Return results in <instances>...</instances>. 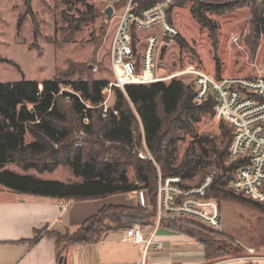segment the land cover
<instances>
[{
    "label": "rangeland",
    "instance_id": "1",
    "mask_svg": "<svg viewBox=\"0 0 264 264\" xmlns=\"http://www.w3.org/2000/svg\"><path fill=\"white\" fill-rule=\"evenodd\" d=\"M182 2L184 3L172 8L171 18L186 47H182L179 39H176L164 48L160 58V66L164 68L160 71L162 74L192 65L216 77L264 75V35L259 36L254 31L256 23L253 16V9L261 7L264 18V0H233L236 8L225 13L202 9V13L210 19L211 27L202 26L191 12L194 0ZM105 8L103 0H0V82L22 79L43 81L54 77L61 81L78 78L112 80L113 77L108 71V53L118 18L106 21L103 13ZM121 13V10L116 9L115 15ZM21 17L22 24L18 27ZM145 36V30L135 31V43L140 53L145 49ZM232 36H238L239 42H233ZM94 66L98 67L97 71ZM182 78L192 81L191 77ZM63 89L69 91L65 85ZM67 101V97L62 100L71 118L63 124L69 132L68 144H72L74 148L90 145L85 141L95 139L96 128L85 131L84 123L89 122L72 117L70 103ZM114 101L113 93H106L103 108L112 107ZM99 114L97 111L96 116H100ZM189 123L193 126L195 136L179 130L173 138L168 162L171 169L177 167L188 150L190 157L197 159L199 164L192 176L182 179L187 184L196 185L205 176L219 173V169L211 162V155L205 149L210 144L222 149L226 142L231 141V135L226 133L229 125L219 120L214 112L201 115L199 121ZM26 140H32L30 134L26 135ZM164 140H168L166 136ZM137 146L136 151L140 158H143L140 153H150L149 157L155 166L154 173L159 180V175L162 176L163 173L161 162L156 161L147 145ZM50 151L51 154L36 155L27 162H59L54 171H47L46 174L43 172L45 175L41 177L46 179H59L64 182L83 180L75 176L71 168L62 162L64 151L61 144L53 145ZM230 163L228 157H225L224 165L228 166ZM6 167L20 172L38 173L34 168L25 171L16 163H7ZM233 172L234 170L231 171ZM126 174L133 181L135 168L128 166ZM226 187L230 189L229 184ZM218 202L222 212V228L215 233H209L192 222L182 221L202 233L201 239L206 241L203 243L195 238L205 249V261L203 257L193 258L200 261V264H264V203L257 201L260 204H256L244 197L234 200L221 198ZM101 224L102 222L91 220L85 227L96 230ZM103 226V229L107 227ZM47 232L56 234L60 242L69 241L74 233ZM209 246L213 249L211 248L210 256H207L206 247ZM247 255H252V258L246 263H222Z\"/></svg>",
    "mask_w": 264,
    "mask_h": 264
},
{
    "label": "trees",
    "instance_id": "2",
    "mask_svg": "<svg viewBox=\"0 0 264 264\" xmlns=\"http://www.w3.org/2000/svg\"><path fill=\"white\" fill-rule=\"evenodd\" d=\"M138 1L140 7L144 8L156 0ZM232 2L233 0H194L191 12L202 26L211 27L210 19L202 13V9L225 13L236 8ZM182 3L184 2L173 5L170 12L174 6ZM262 14L261 7L253 9L256 23L254 31L259 36L264 35ZM21 24L22 17L18 21V27ZM177 39L182 47H186L180 36ZM109 82V79L100 78L61 81L55 77L43 81L22 79L0 82V183L17 192L72 200L103 198L111 194L147 189L152 200L151 222L155 224L158 178L154 173L152 159L149 156L140 158L136 147L138 144L147 145L155 155L156 161L162 164L163 178L192 176L199 162L190 157L188 150L177 167L172 169L169 167L168 158L173 138L179 130L195 136L193 126L189 122L199 121L201 115L214 112L212 100L201 104L193 103V84L179 78H173L169 82L128 84L125 91L113 86L115 101L112 107L107 108L104 116L105 88ZM63 85L69 88V91L63 89ZM66 97L70 103L69 111L72 117H79L81 121L88 117L89 123H84V130L88 132L93 127L96 128L95 139L85 141L90 145L74 148L72 144H68L69 132L63 124L71 118L62 103ZM97 111L100 112V116H96ZM226 133L230 136L231 129L227 128ZM27 134L31 135V141L26 140ZM164 136L167 141L164 140ZM230 142H226L222 149H218L215 144H210L208 149H205L211 155L212 164L219 169V173L214 175V182L208 193L209 197L217 200L244 197L226 187L233 175L231 171L237 166L235 162L228 166L224 165ZM106 143L109 145L106 146ZM58 144H61L64 151L62 162L71 168L75 176L83 178L82 181L64 183L58 180H44L5 168L7 163H16L25 171L32 168L41 173L54 171L60 164L57 161L51 164H38L27 160L36 155L51 154L52 146ZM128 166L135 168L133 181L126 174ZM117 210H122V207L105 206L98 214L89 217L69 237V241L65 242L71 245L101 240L113 230L109 215L110 212ZM137 210L142 211L140 208ZM91 220L102 222L107 227L103 229L102 224L96 230L85 227ZM182 221L192 222L209 233L216 232L197 222L170 216L164 217L160 225L186 233L206 243L201 239L202 233L188 227ZM47 233L56 236L54 233ZM40 234L41 231L36 232L32 241ZM209 247H206L207 256H210L211 248L213 249Z\"/></svg>",
    "mask_w": 264,
    "mask_h": 264
},
{
    "label": "built area",
    "instance_id": "3",
    "mask_svg": "<svg viewBox=\"0 0 264 264\" xmlns=\"http://www.w3.org/2000/svg\"><path fill=\"white\" fill-rule=\"evenodd\" d=\"M122 11L109 46V69L113 77L105 92L111 95L112 87L125 91L128 84H151L173 78L191 77L194 86L193 101L201 104L212 100L213 110L219 120L231 129L228 161L237 163L229 188L235 193L264 203V75L250 77L212 76L189 65L172 73L162 74L161 53L180 35L172 21L170 9L186 0H156L141 8L138 0H103ZM137 29L146 31L145 49L140 53L135 43ZM235 43L238 36H232ZM97 71L98 67L94 66ZM107 109H104V115ZM88 122V117H84ZM145 158L150 153H140ZM214 176L207 175L196 185H190L180 176L163 178L157 185L156 220L148 231L141 224L124 228L122 241L140 245L145 257L151 248L162 250V241L155 239L157 228L164 217H177L197 222L210 230L222 228V212L219 202L208 193ZM62 210L69 202L60 200ZM253 252L252 250H250ZM252 255L236 257L222 263H246ZM264 259V257L262 258ZM231 264V263H230Z\"/></svg>",
    "mask_w": 264,
    "mask_h": 264
},
{
    "label": "crops",
    "instance_id": "4",
    "mask_svg": "<svg viewBox=\"0 0 264 264\" xmlns=\"http://www.w3.org/2000/svg\"><path fill=\"white\" fill-rule=\"evenodd\" d=\"M7 168V167H6ZM10 169V168H8ZM16 173L31 174L44 180L42 172L28 173L10 169ZM71 183V182H64ZM60 200L69 202L62 210ZM105 206L122 207L112 211L109 220L114 226L101 240L88 244L60 242L47 231L75 232L91 216ZM142 209L152 211V200L147 189L111 194L103 198L72 200L62 197L28 192H17L0 183V264H200L193 257H203L205 249L194 237L165 226H159L155 239L163 242L162 250L151 248L144 257L140 245L122 241L124 228L116 225L113 212ZM139 211V210H137ZM150 217V216H149ZM123 221V220H121ZM154 223L143 224L151 231ZM41 234L32 241L36 232ZM62 261V262H61Z\"/></svg>",
    "mask_w": 264,
    "mask_h": 264
},
{
    "label": "water",
    "instance_id": "5",
    "mask_svg": "<svg viewBox=\"0 0 264 264\" xmlns=\"http://www.w3.org/2000/svg\"><path fill=\"white\" fill-rule=\"evenodd\" d=\"M103 13L105 15L106 21L110 20L115 13L114 7L112 5H107ZM111 216L113 217V220L116 222V225L120 228H128L136 224L143 225L145 223H148L150 218L148 212L146 211L140 212L133 209L127 211L113 212ZM62 259L64 260L63 264H67V259L65 257Z\"/></svg>",
    "mask_w": 264,
    "mask_h": 264
}]
</instances>
